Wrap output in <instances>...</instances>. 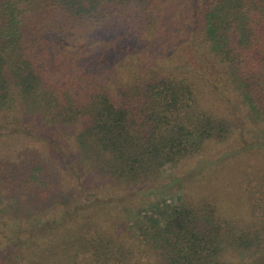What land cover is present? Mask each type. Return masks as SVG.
<instances>
[{"label": "trees", "instance_id": "trees-1", "mask_svg": "<svg viewBox=\"0 0 264 264\" xmlns=\"http://www.w3.org/2000/svg\"><path fill=\"white\" fill-rule=\"evenodd\" d=\"M241 132L264 142V0H0V264H264L263 162L236 212L102 201Z\"/></svg>", "mask_w": 264, "mask_h": 264}, {"label": "rangeland", "instance_id": "rangeland-1", "mask_svg": "<svg viewBox=\"0 0 264 264\" xmlns=\"http://www.w3.org/2000/svg\"><path fill=\"white\" fill-rule=\"evenodd\" d=\"M189 58L196 68H203L202 61L192 56ZM240 134L242 140L240 145L238 142L233 143L231 153L225 155L224 158L198 159L186 167L167 171L155 184L141 189H122L115 196L102 201L111 203V206L124 211L125 214L130 209L132 216L151 215L152 213L156 216L158 210L179 201L184 194H192L195 197L205 194L218 197V201L223 203L229 212H236L239 208L236 203H233V200L235 201V198L240 194L237 193L235 186L241 180L238 172L246 165H250V169H252L254 165L260 162L264 163L263 140H256L258 138H255V141H252L243 137L242 132ZM252 142L257 144V147H252ZM238 154L243 156L237 158ZM244 159L248 162L244 163ZM240 162L244 164L239 166ZM1 232L0 229V252L3 248Z\"/></svg>", "mask_w": 264, "mask_h": 264}]
</instances>
